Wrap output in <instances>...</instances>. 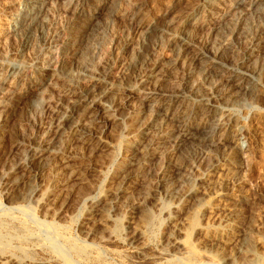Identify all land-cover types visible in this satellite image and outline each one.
Returning <instances> with one entry per match:
<instances>
[{"label": "rangeland", "instance_id": "1", "mask_svg": "<svg viewBox=\"0 0 264 264\" xmlns=\"http://www.w3.org/2000/svg\"><path fill=\"white\" fill-rule=\"evenodd\" d=\"M74 1L55 0L51 12L47 16L48 24L43 37L34 35L27 41L24 35H15L11 30V23H9L13 14L22 8L23 0H0V61H3V64L0 63V68L2 67L0 74L5 72L7 62L8 64L20 62L28 64L22 73L23 77L27 79L40 63L38 60L42 59L44 54L55 55L54 58H57V49L60 47V42L68 33L67 21ZM230 1L234 0H102L103 4L106 3L110 7L116 8V14L113 16L112 25L108 30L101 28L96 31L97 36L103 43L102 49L98 53L99 59L96 61L98 66L101 63L108 64L104 76L105 78L109 76V79L107 77L106 80L112 85L117 84L121 65L132 56L133 51L131 50L134 44L141 39L147 27L150 24L161 25L170 20L169 28H167L168 32L158 38V41L151 48L147 62H145L146 66L142 68L144 70H139L143 75H149L151 78L142 86L140 82L133 80V85L136 86L134 90L129 91L130 93L121 91L116 94L117 98L115 97L114 101L121 108H117V105H115L114 110L107 115V118H99V121L91 123V131L96 136L94 135V137L92 136L84 142L77 141L75 136L73 137L70 134L63 139L60 150L73 154L72 157H68L69 165L72 168L67 171L69 169H65V164L59 158L52 161L45 169L40 180L42 187V191L38 194L40 196L37 197L36 202L31 200L34 203L25 202L30 204L32 208L29 209H32L31 211L23 212L8 209L9 198L4 188L0 187V206L2 205L0 207V228H2L0 231L5 239L3 242L0 241V247L4 248L3 253H0V264H222V260L200 252L198 238L201 235L196 232L195 228L200 222H203V224L206 222L205 224L208 225L217 224L222 218L223 208L234 206L235 201L237 205L239 204L236 206L241 210V212L239 210L240 214L238 216L240 231L230 236L232 240L229 236L223 239L220 244L222 251L226 253L235 252L236 249L234 248H237L235 235H241L243 229H245L246 232L249 230V237L251 236L249 241L256 249L258 247L259 252L263 253L264 246L258 245H260V242L264 243V55L260 57L262 60H258L259 75L254 79L255 82L253 81L254 83L258 82L257 89L249 90L250 93L244 96L245 98L240 105L233 108L231 114H228L229 112L224 114L223 112L224 115L219 116L222 122L225 119V125L223 124V127L221 126L213 137V141L219 142L227 134H230L229 124L226 123L233 115V118L237 119V127H235L239 131L246 132L250 130V135L241 136L238 142V147L243 154L237 158L239 162L237 168L235 167L236 180L235 182L228 181L226 183L221 180L220 175L215 174L212 176V178L215 177L214 180H218L216 182H223L222 187L226 196L223 199L208 202V206L204 207L205 209L201 208V212L199 211L196 214L195 222L190 227L193 230H189L188 237H181L186 245L179 250L180 254L178 252L168 257L169 251H167L168 247L165 244L166 234L177 235L170 224L171 218L168 217L165 211L172 203V199L162 196L163 198L158 203L149 206L144 212V210L141 211L138 208L139 197L136 194L138 188L149 191L155 187L156 180L167 163L168 154H162L156 159L151 170H147L149 175L147 181H143L142 185L139 184L137 178H131L125 189V196L123 198L114 197V191L118 187L122 175L133 170L130 157L134 147L140 143V136L145 131L144 128L149 125L148 123L153 122L155 116L161 111L160 109H163L162 106L165 104L163 100L167 99L161 100V97L153 93L154 90L162 89V92L170 99L173 96H178L173 99L175 104L170 109L175 117H170L168 130L174 131L178 121L189 118L191 116L190 111L196 106V100L192 95L200 93V90H202L200 87L201 79L196 80L200 67H202V73L213 64L221 65L224 69H227L224 72H216L215 79H221V75L225 76L227 71L230 73L241 71L238 67L243 53L250 44V34L253 33L254 35L264 28V2L261 3L263 5L260 10L263 11H260V15L255 14L253 11L244 13L245 10L239 13L240 16L250 17L253 25L252 28L250 27V32L243 36L236 35L234 31H229V29H234L235 22L237 26L244 19V17L235 18L228 15L227 9ZM207 5H209V10L203 13L202 10ZM106 12L107 10H104L100 16L101 21L104 20ZM193 17L211 20L210 23L225 18L224 24L227 23V28L224 29L225 33L222 30L224 37L216 45L215 50L224 54L228 44H232L235 49L229 50L227 54H224L222 60L218 61L219 58L214 55L215 53H207L212 48L213 36L208 35L206 30L199 25L195 28L193 26L188 35V41L192 43V47L186 50V56L190 61H193V66L185 69L186 64L180 58L181 60H179L176 67L166 72L162 70L160 71L161 74H158V67L174 57L171 45L174 38L181 33L187 20ZM195 52L205 53V57L201 61L202 66H199V60H195ZM75 71L76 67L74 66L72 72ZM161 76H163V79ZM10 81H6L4 88L8 89L11 98L14 96L12 100H15L19 97L18 88L14 86L17 83L13 80ZM80 84L78 87H86L84 86V84L86 85L85 82L82 81ZM54 92V96H58L59 93V96L62 94L60 88H57ZM148 96H154V98L151 100L147 98ZM187 106H189V109ZM178 107L179 111L177 113L179 114L176 113ZM93 110L95 109L89 111L87 116L85 115L81 120L91 122L89 118H91L93 112H96ZM120 111L124 114V119L119 124L112 118L114 115L120 114ZM217 112L218 115L220 112L222 113L220 109ZM10 113L13 114L11 116L15 121L12 119L9 126H7V129L9 127L11 129H8L7 139H4V146L0 151V166H13L12 177L17 179L25 173L26 162L33 153V146L43 140L45 136L43 134L48 129L47 123L51 120V115L49 111L43 108L40 114L34 116L31 110L23 105L12 109ZM135 113L138 116L136 119ZM30 114L33 116L32 123L28 122ZM199 118L197 116L194 119L199 121ZM33 122L35 123L33 124ZM21 127H26V130L21 129ZM23 131H26L27 134ZM24 133L26 135H22ZM16 140L22 141L21 147L15 146ZM228 144L226 146L230 150V143ZM187 152H184L185 155L184 153L180 154L179 160H177V163L183 167L178 182L180 184L174 186L177 195H187L191 188L196 189L199 185H204L202 179L199 180L200 175L207 172L206 170L209 168L217 150L213 147L212 150L207 151L208 153L205 152L203 156H195L193 152ZM1 153L4 155L1 156ZM21 155H24V158H21ZM7 162L11 164H7ZM217 173H220V170ZM192 193V196L198 194L196 192ZM238 194L245 195V197L239 200L235 198V195ZM212 202L216 206L211 204ZM3 211H6V213ZM13 211L14 213H12ZM108 214H110V218L107 220L106 216ZM12 215L14 216L11 219ZM17 215L19 220L16 217ZM188 217L192 218V215H188ZM145 219H150V223ZM50 226L56 228L53 227L54 229H52ZM46 234L49 237L52 235L54 239L53 237L49 238ZM73 242H75V245ZM4 245L5 247H3ZM164 246L167 247V250ZM1 248L0 250H2ZM59 248L62 250H59ZM62 251L65 252V256L60 253ZM60 254H62V258L59 257ZM236 257L238 258L236 259ZM236 257L233 264H249L246 254L243 252L237 253ZM63 258L65 261L68 260L65 262L62 260Z\"/></svg>", "mask_w": 264, "mask_h": 264}, {"label": "bare ground", "instance_id": "2", "mask_svg": "<svg viewBox=\"0 0 264 264\" xmlns=\"http://www.w3.org/2000/svg\"><path fill=\"white\" fill-rule=\"evenodd\" d=\"M54 1L55 0H23L22 8L15 14H13L11 22H9L11 23L12 32L15 35H24L27 41H29V39L32 38L34 35H39L40 37H43L45 28L48 24L47 16L51 12ZM263 2L264 0L230 1L227 9L228 15L235 18H243L244 16H240L239 14L242 10H245L244 13L253 11L255 14L260 15V11H263L260 10V7H262L263 5L261 3ZM115 9L116 8L110 7V5L106 3L103 4L102 0H75L74 2H72L70 16L67 21V36L60 42V47L58 49L56 48L58 50L57 58H54L55 55L50 56V54L45 51L47 54H44V57L38 60L40 61V63L37 65L36 68H34V71L32 70L33 73L27 79L23 77L22 73L28 64L26 65L20 62L11 64H8L7 62L5 72L0 74V151L4 146V139L7 137L8 129L10 128L9 127L7 129V126H9L11 120L13 119L11 116L13 114L10 113L12 109L18 108L23 105L26 106V108H29L32 112V115L35 116L40 114V112L43 111L44 108L49 111L51 115V120L49 121V123H47L48 129L46 130V132H44L45 134H43L45 135L43 140L33 146V153L26 162V169L23 176L14 179L12 177L14 170L13 166H0V187L4 188V190L6 191V195L9 198L8 209L29 212V208L32 207H30V204H26L25 202L30 201V203H34L31 202V200L35 201L36 199H38L37 197L40 196L38 195L42 191L40 180L43 176L45 169L52 163V161L56 158H59L65 164V169H69L67 171H70V169L72 168L69 165L68 157H72L73 154L71 152L66 153L60 150V145L63 143V139H65L68 134H70L71 136L73 135V137L75 136V139L77 141L83 142L92 136L94 137L95 134L91 131V123L99 121V118H107V115L114 110L115 105H117V103L114 101L116 94L121 91L131 92L132 90H134L136 86L133 85V80L138 83L140 82V85L142 86L145 85L151 78V76L149 75H143L142 72H140V69L146 66L145 62H147V58L150 54L151 48L158 41V38L164 33L168 32L167 28H169L168 26L170 25V20L165 21L161 25L150 24L147 27L141 39L134 44L131 50L133 51L132 56L129 57V59L121 65L119 80L117 81V84L112 85L106 80L107 77L109 79V76H107L106 78L104 76L105 68L108 64L101 63V65L98 66L96 61L97 59H99L98 53H100L99 51L102 49L103 46V43L97 36L96 31L101 28H103L104 30H108L109 27H111L113 16L116 14ZM104 10H107V12L104 17V20L101 21L100 16L103 14ZM208 10L209 5L205 6L202 12L204 13ZM202 19H197L193 17L187 20L183 30L174 38L171 44L174 57L171 60L167 61L165 64L163 63L161 66L158 67V74H161L160 71L162 70L166 72L169 69L176 67L178 65L179 60L181 59H183L184 63L186 64L185 69H187V67L189 68L190 66H193V61H190V59H188L186 56V50L192 47V43L188 41V35L190 29H192L193 26L195 28L199 25L202 29L206 30L208 35L213 36L212 48L209 50V52L207 51V53H215L214 55L219 58L218 61L220 59L222 60L224 54H227L229 50H232L233 48L235 49V47H232V44H228L226 46L224 54H221L220 52L215 50L216 45H218L220 40L224 37V35H222V32L224 31L227 24H224L225 18H222L218 21L216 20L213 23H210L211 20ZM236 24L237 23L235 22V26ZM235 26L233 27L234 29H229V31H234L236 35L245 36L250 32V27L252 28L253 25L252 21L250 20V17L245 16L241 24L237 25L236 27ZM223 33H225V31ZM249 37H251L250 44L248 45L242 55V58L240 59V66L238 68L241 71L239 73H230L227 71L225 76L221 75V79H215L214 75L216 72H224L227 69H224L221 65L213 64L210 66L209 69L207 68L205 72L202 73V67L199 68V71L197 72L198 78H196V80L201 79L200 87L202 90H200V93L196 94H194V91V95H192L193 98L196 100V106H194V108H192V110L190 111L191 116L189 118L187 117L186 119H181L180 121H178L174 131L168 130L170 117H175V114H173L170 109H172L175 104L173 99L177 98L178 96H173L170 99L168 98L169 96L162 92V89L159 88V91L154 90L153 93L157 94L156 96L161 97V100L164 98L167 99L163 100L165 101L164 106H162L163 109H160L161 111L155 116L153 122L150 121L151 123H148L149 125L144 128L145 131L142 132V135H139L141 137V139L139 140L140 143L134 147L132 155L130 157V160L132 161L133 170L128 174L125 173L124 175H122L121 181L114 191V197L123 198L125 196V189L127 188L128 182L131 178H137L139 180V184L142 185L144 183L143 181H147L146 179L149 175L147 170H151L156 159H158L162 154H168L167 163L161 170L159 177L156 180L155 187L151 190L148 189L149 191L140 190L142 188H138L139 190L136 192L139 197L138 208L141 209V211L144 210V212L146 209L149 208V206L158 203V201L163 198L162 196L169 197L170 199H172V203L170 204L169 208L167 207L165 211L168 217L171 218L170 224L175 229L177 235L166 234L167 238L165 244L168 247H166L168 250L165 248V246L164 248L169 251L167 255L168 257L177 254L179 250L185 247L186 244L181 239V237H188L189 230L191 229L190 227L192 223L195 222L196 214L199 211L201 212V208L207 207L208 202L212 200L223 199V197L226 196L224 193L225 191L222 187L223 182H235L236 180L237 175L235 167L239 162L237 161V158L239 155L243 154L242 150L238 147V142L240 140V137L246 134L248 135L250 133V130L248 129L249 131L246 132L239 131V129L236 128L237 119L233 118V115L232 118L230 117L231 119L229 121L226 120L228 121L226 124H229V129L231 130L230 134H227V136L221 139V141L219 142L213 141V137L217 133L219 128H221L223 124L225 125V119L222 122V119L219 116L224 115L227 112H229L228 114H231L233 108H235V106L237 105H240L241 101L245 98L244 96L250 93L248 92L249 90L257 89L258 82L256 81L257 83H254V79L257 75H259L258 60L264 55V28L255 33L254 35L253 33L250 34ZM194 56L196 61H200H198L200 63L199 66H202L201 61L205 57V53L195 52ZM203 61L207 62L205 60ZM0 63L3 64V61H0ZM253 63L255 64L252 65ZM74 66L76 67V71L72 72V68ZM162 77L163 76H161V78ZM8 80H13L17 83L14 86L18 88L17 89L15 87L19 92V97L15 100H12L14 96L11 98V93L7 91L8 89L4 88V84ZM82 81L86 83V85L84 84V86H86L85 88L78 87V85ZM57 88L61 89L62 94L60 96V93L58 94V96H54V91ZM147 98L152 100L154 96H148ZM180 104L182 103L180 102ZM116 107L121 108L120 105H117ZM188 107L189 106H187V108ZM92 109H95L93 111H96V114L92 111L93 114H91V118H89L91 119V122H83L81 120L82 117H84L85 115L87 116L89 111H91ZM219 109L222 111V113L220 112L218 115L216 114V112L219 111ZM122 111L119 112L120 114L117 113L118 115H114L112 120L119 122L120 124L124 119V114L121 113ZM178 111L179 107L177 108L176 113ZM32 115L28 119V122L30 123H32L31 121L33 120ZM134 115L135 119L136 117L138 118L137 113H135ZM197 116L198 118L200 116L199 121H195L194 119ZM13 121L15 120L13 119ZM34 123L35 122H33V124ZM21 129L26 130V127H21ZM20 132L22 131L20 130ZM23 132L26 133V131ZM25 133L22 135L27 134ZM16 141L17 142L15 143V146L21 147L22 141ZM228 143H230V150H228L226 146ZM213 147L217 150V152L216 154H214L210 166L206 170L207 172H204L202 175H200L201 177L199 178L200 181L202 179L204 185H199L196 189L191 188V190L188 191L189 193L187 195H177L174 186H178L180 184L178 182L180 181V175L183 171V167L179 165V163H177L180 154L184 152L188 153L187 151H191L195 156H203L205 152L212 150ZM2 155L4 154L1 153V156ZM21 158H24V155H21ZM7 160L9 159L7 158ZM5 161L3 160V162ZM7 164L11 163L7 162ZM218 170H220V173H217ZM215 174H217L218 176L220 175L221 180L223 182H216L218 180H214L215 177L212 178V176ZM192 192H196L198 194L192 196ZM244 197L245 195L242 194L235 195V198L239 200ZM211 204H213V202ZM213 205L216 206V204ZM236 205L237 204L235 201L234 206H225L223 208V215L221 216L222 218H220L217 224L214 223L213 225H208L205 224L206 222L204 224L203 222H200V224L196 226V228L192 226L196 229V232L201 235V238H198L200 244L199 248L201 250L200 252H204L207 253L208 256L218 258L222 260L225 264H233L235 261L236 254L243 252L244 254H246V258L249 264H264V251L263 253L259 252L257 250L258 247L256 249L251 243V241H249L251 237H249L248 234L249 230L246 232L244 231L245 229H243V233L241 235L239 234L240 237L239 235H235L237 245V248H234L236 249L235 252L232 251L233 253H226L222 251L220 247V244L225 237H230L231 235H234L236 232L240 231V219H238V216L241 210L237 207L239 204L237 206ZM3 212L6 213V211ZM12 213H14V211ZM188 215H192L193 219L188 217ZM13 216L14 215H12L10 218L12 219ZM16 217H18V215ZM103 217L105 216L103 215ZM106 217L108 220L110 218V214H108ZM17 219L19 220V217ZM145 221L150 223V219H145ZM53 227L51 228H56ZM46 236L48 235L46 234ZM52 237L53 236L50 235L49 238ZM197 237L198 235L196 236V238ZM231 238L232 237H230V239ZM67 239L68 238H66V240ZM194 239L192 240V242L194 241ZM0 241H5L1 234V231ZM73 243L75 245V242ZM259 244L260 245L258 246H264L263 242H260ZM3 247H5V245ZM56 247L58 248V246ZM62 249L59 248V250ZM3 250L4 248L0 250V253H3ZM78 250L80 251V248ZM60 253L64 254L65 252L62 251ZM62 254H60L59 257H61ZM178 254H180V252ZM65 255L66 254H64L63 256ZM237 258L238 257H236V259ZM62 260L65 261L64 258Z\"/></svg>", "mask_w": 264, "mask_h": 264}]
</instances>
